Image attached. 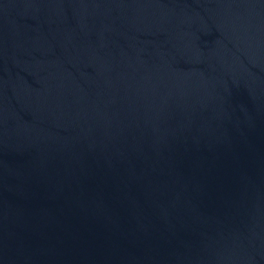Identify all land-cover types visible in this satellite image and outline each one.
I'll return each instance as SVG.
<instances>
[{
  "label": "water",
  "instance_id": "95a60500",
  "mask_svg": "<svg viewBox=\"0 0 264 264\" xmlns=\"http://www.w3.org/2000/svg\"><path fill=\"white\" fill-rule=\"evenodd\" d=\"M0 264H264V0H0Z\"/></svg>",
  "mask_w": 264,
  "mask_h": 264
}]
</instances>
